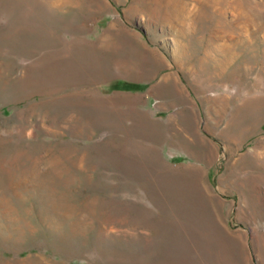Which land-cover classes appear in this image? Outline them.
Returning <instances> with one entry per match:
<instances>
[{
	"label": "rangeland",
	"instance_id": "374dc122",
	"mask_svg": "<svg viewBox=\"0 0 264 264\" xmlns=\"http://www.w3.org/2000/svg\"><path fill=\"white\" fill-rule=\"evenodd\" d=\"M0 264H264V0H0Z\"/></svg>",
	"mask_w": 264,
	"mask_h": 264
},
{
	"label": "crops",
	"instance_id": "0c3cea01",
	"mask_svg": "<svg viewBox=\"0 0 264 264\" xmlns=\"http://www.w3.org/2000/svg\"><path fill=\"white\" fill-rule=\"evenodd\" d=\"M112 26H110L111 29ZM120 33H123L121 30ZM99 58L116 59L113 62L119 73L137 76H149L155 82L157 76H171L184 73L187 61L172 60L143 38L132 44L128 39L102 37L96 44ZM187 65V66H186Z\"/></svg>",
	"mask_w": 264,
	"mask_h": 264
},
{
	"label": "bare ground",
	"instance_id": "6f19581e",
	"mask_svg": "<svg viewBox=\"0 0 264 264\" xmlns=\"http://www.w3.org/2000/svg\"><path fill=\"white\" fill-rule=\"evenodd\" d=\"M6 183H7V182H6ZM12 202H13V201H12ZM21 227H22V226H21ZM22 228H23V227H22ZM22 228H21V229H22ZM17 232H18V231H17ZM22 233H23V231H22ZM16 234H17V233H16ZM18 234H19V233H18ZM21 235H22V234H21ZM10 240H11V238H10Z\"/></svg>",
	"mask_w": 264,
	"mask_h": 264
}]
</instances>
